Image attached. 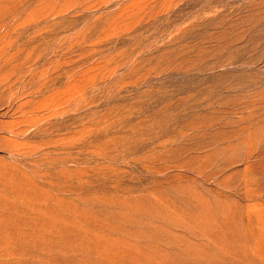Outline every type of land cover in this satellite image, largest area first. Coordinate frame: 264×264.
I'll use <instances>...</instances> for the list:
<instances>
[{
    "label": "rangeland",
    "instance_id": "1",
    "mask_svg": "<svg viewBox=\"0 0 264 264\" xmlns=\"http://www.w3.org/2000/svg\"><path fill=\"white\" fill-rule=\"evenodd\" d=\"M0 264H264V0H0Z\"/></svg>",
    "mask_w": 264,
    "mask_h": 264
}]
</instances>
